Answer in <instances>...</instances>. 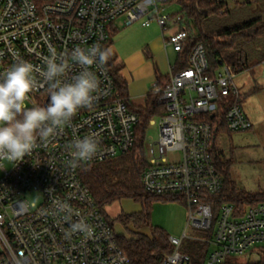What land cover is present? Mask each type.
I'll return each mask as SVG.
<instances>
[{
    "label": "built area",
    "instance_id": "1",
    "mask_svg": "<svg viewBox=\"0 0 264 264\" xmlns=\"http://www.w3.org/2000/svg\"><path fill=\"white\" fill-rule=\"evenodd\" d=\"M167 2L0 0V77L21 60L31 63L37 86L25 105L45 107L50 101V84L41 75L46 59L53 52L63 54L66 72L60 79L71 83L83 70L71 59V51L106 49L111 27L120 20L125 26L141 22L144 28L156 23L163 35L175 28L164 38V48L181 53L191 34L185 30L183 15L167 13ZM109 66L107 61L88 68L99 82L91 106L78 110L47 142L37 138L36 146L22 160H0V264H131L82 180L87 168L129 154L138 140L141 118L117 90ZM168 77L164 88L156 84L151 91L160 96L165 111L157 116L158 137L145 134L149 160L141 177L144 190L183 200L188 227L211 235L206 242L212 248L206 264H223L231 256L264 251V203L241 214L236 205L215 200L223 194L224 180L215 154L218 127L207 118H214L223 106L220 112L230 133L253 129L234 74L223 63L213 71L205 46L198 44L188 66L178 70L176 64L170 65ZM149 125H157L154 118ZM88 135L98 139V154L73 168L71 145ZM174 153L181 154L180 160L170 162ZM33 194H40L42 203L29 202ZM58 203L70 206L72 215L58 211ZM81 220L91 226V237L80 231L68 235L71 225ZM187 238V234L182 239L170 237L173 252L161 264H192L191 257L180 251Z\"/></svg>",
    "mask_w": 264,
    "mask_h": 264
},
{
    "label": "trees",
    "instance_id": "2",
    "mask_svg": "<svg viewBox=\"0 0 264 264\" xmlns=\"http://www.w3.org/2000/svg\"><path fill=\"white\" fill-rule=\"evenodd\" d=\"M167 5L178 6L179 11L174 15L184 16L185 30L191 34L183 52L177 54L175 64L178 70L188 66V58L192 49L198 44H203L213 71L218 70L223 63L230 71L232 69L234 72H243L249 65V56L242 49V45L264 40V18L262 17L253 18L238 25H223L224 19L231 14L226 0H168ZM192 24L196 29V34L189 31ZM109 67L117 90L127 99L125 85L118 75L120 68L114 66L113 59ZM156 79L160 88H164L169 81V78H163L157 69ZM159 98L160 96L150 94L144 108H134L141 118V124L138 130L137 144L129 154L89 167L82 173L83 183L91 192L102 212L104 208L124 200L141 206L139 213L121 215L116 219L125 229H128L129 226H133L137 230L151 228V215L153 207L157 203L184 204L183 200L178 197L148 194L141 184L142 174L148 166L146 130L150 120L162 115L165 111V107L159 103ZM222 109L223 106L219 108V112L214 118H207L209 122L218 127L214 141L215 154L218 170L224 180L223 194L215 200L219 204H234L238 212L243 214L247 209L264 203V193L241 192L233 182L230 172L232 163L222 158L221 152L217 148L218 135L221 132L230 133L227 130L224 116L220 112ZM103 214L105 215L104 212ZM109 224L113 228V223L109 222ZM169 238L163 229L157 227L152 229L150 236L138 235L131 239L117 237L119 247L126 253L131 264H161L164 257L173 252ZM209 251L208 244L196 241L192 242L184 253L191 257L192 264H206ZM258 264H264V256Z\"/></svg>",
    "mask_w": 264,
    "mask_h": 264
},
{
    "label": "rangeland",
    "instance_id": "3",
    "mask_svg": "<svg viewBox=\"0 0 264 264\" xmlns=\"http://www.w3.org/2000/svg\"><path fill=\"white\" fill-rule=\"evenodd\" d=\"M231 10L223 21L224 26H232L245 23L253 18H264V0H226ZM239 3H238V2ZM247 3V4H246ZM179 11L178 6H168L167 13L175 14ZM119 22V21H117ZM120 26V32L112 37V48L120 61H125L136 54L143 47L152 45L154 41L163 40L162 32L154 23L151 28L142 27L138 22L130 26L123 23H117ZM190 32L196 34V29L192 24ZM170 34L166 33L165 38ZM242 49L249 56V65L243 72H234V82L242 93V108L253 124V129L242 133L221 132L218 135L217 148L221 152V157L232 163L231 176L239 191L251 194L264 193V40L245 43ZM168 59L171 65H175L177 56L171 49L168 50ZM158 65L157 58L154 66ZM144 73L150 74L153 68L148 65H142ZM160 70L162 68L160 67ZM166 70V68L164 69ZM138 106H144L141 102ZM157 125H148L146 137H158V117L154 118ZM180 153H174L170 156V162L180 160ZM147 161L149 160L146 152ZM7 168L10 164L6 162ZM29 202L40 204L43 198L40 194H33L28 198ZM153 212V223L151 228L141 230L129 226L125 229L123 225L116 221L121 215H131L140 210V206L131 201H120L104 208L107 221L113 223V229L118 237L131 239L138 235H148L152 229L159 227L156 221L164 222L167 227L164 231L173 238L182 239L187 223L188 209L185 205L177 202L167 204L157 203ZM104 215V216H105ZM188 238L183 241L181 252H185L192 242L206 243L211 239L208 231L194 229L190 227L187 232ZM210 251L212 248L210 247ZM209 251V253H210ZM209 255V254H208ZM264 254L262 250H253L242 256L228 257L223 264H258Z\"/></svg>",
    "mask_w": 264,
    "mask_h": 264
},
{
    "label": "clouds",
    "instance_id": "4",
    "mask_svg": "<svg viewBox=\"0 0 264 264\" xmlns=\"http://www.w3.org/2000/svg\"><path fill=\"white\" fill-rule=\"evenodd\" d=\"M70 55L83 69L72 77L71 83L60 79L66 72L63 54L53 52L45 61L46 70L41 75L50 84V101L45 107L29 108L25 105L29 93L37 86L31 63L21 60L0 77V160H22L36 146L37 138L47 142L71 121L78 110L91 106L99 82L88 68L93 64L104 65L111 56V49L100 46L76 48ZM57 60L60 62L57 63ZM71 148L69 164L76 168L98 154L99 141L95 136L88 135L74 140ZM56 208L72 215V209L65 203H58ZM77 231L88 237L92 235L91 226L82 220L71 225L68 235Z\"/></svg>",
    "mask_w": 264,
    "mask_h": 264
},
{
    "label": "crops",
    "instance_id": "5",
    "mask_svg": "<svg viewBox=\"0 0 264 264\" xmlns=\"http://www.w3.org/2000/svg\"><path fill=\"white\" fill-rule=\"evenodd\" d=\"M117 23H122V21L120 20L119 22H116L111 27V39L118 32H120V26L117 25ZM153 25H154V23L149 28H151ZM157 27L160 29V27L158 25H157ZM175 31H176L175 28H171L166 33L171 35ZM161 32H162V30H161ZM165 35H163V33H162L163 38H165ZM111 39H110V43L108 44L106 49L112 48ZM168 50L169 49H167V51H166L164 48V39L163 40L159 39L156 42L154 41V43L152 45L143 47L140 51H137V53L130 56L125 61V63L118 59L117 54L113 50L111 51V56H110L108 62H109V64H111V60L113 59L114 60V66L116 68H120L118 75L125 85V95L127 97V100L129 101V103L131 104V106L133 108L140 109V108L145 107L147 99H148L149 95L151 94L153 87L157 84L156 69L158 70L159 74L163 78H169L168 75H169V70H170L171 64H170L169 59H168ZM174 54L177 56L176 53H174ZM156 58L158 61V65L156 64V66H154V61ZM142 65H148V66H151L153 68V72L151 73V75L144 73V70L141 69ZM160 67L162 68V70H160ZM165 68H166V70H164ZM141 102H144V106H142V107L138 106ZM182 205H184V204H182ZM157 206L158 205H154L153 212ZM140 211H141V206H140V210L136 211L134 214L139 213ZM153 212L151 215V223H153V220H154L153 219ZM156 224H157V226H159L157 228H161L163 230H165L164 228L167 227V225L164 222L162 223V222L156 221ZM189 228L190 227H188V223H187V227H186L184 234H187Z\"/></svg>",
    "mask_w": 264,
    "mask_h": 264
}]
</instances>
